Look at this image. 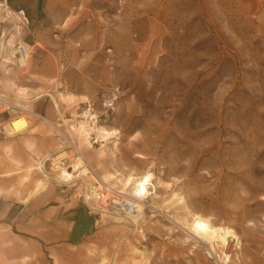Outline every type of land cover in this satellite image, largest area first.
I'll return each instance as SVG.
<instances>
[{
  "label": "rangeland",
  "instance_id": "obj_1",
  "mask_svg": "<svg viewBox=\"0 0 264 264\" xmlns=\"http://www.w3.org/2000/svg\"><path fill=\"white\" fill-rule=\"evenodd\" d=\"M3 9L0 26L16 37L8 44L28 45L30 56L9 70L0 59V93L60 130L30 118L24 132H4L45 125L32 135L50 150L51 178L39 159L18 160L17 187L58 181L80 195L67 184L80 157L116 189L127 176L155 177L137 222L98 214L124 225V251L95 264H264V0H34L27 24ZM194 214L237 239L197 240L181 227ZM0 264L50 263L0 225Z\"/></svg>",
  "mask_w": 264,
  "mask_h": 264
},
{
  "label": "crops",
  "instance_id": "obj_2",
  "mask_svg": "<svg viewBox=\"0 0 264 264\" xmlns=\"http://www.w3.org/2000/svg\"><path fill=\"white\" fill-rule=\"evenodd\" d=\"M33 3L34 0H0L3 10L12 14L14 21L18 20L16 11L20 9L34 21ZM2 29L0 26V32ZM11 30L14 27L7 30L6 37L0 38L2 61L9 56L5 40L9 43L10 38H16L10 34ZM6 72L5 68L3 73ZM56 108L57 105L55 111ZM44 126L39 123L31 130V135L11 139L0 133V225L14 226L20 238L35 241L50 264H95L98 256L113 255L117 251L122 255L124 225L90 212L79 195L63 188L62 182L54 181L58 184L49 187L45 181L38 180L37 183H43L38 189L30 178L17 187L16 161L19 160L21 167H27L35 159L48 157L49 148H38L40 139L32 135L37 133L35 129L39 133ZM106 232L114 238L106 240ZM113 243L116 249L111 251L109 247Z\"/></svg>",
  "mask_w": 264,
  "mask_h": 264
},
{
  "label": "built area",
  "instance_id": "obj_3",
  "mask_svg": "<svg viewBox=\"0 0 264 264\" xmlns=\"http://www.w3.org/2000/svg\"><path fill=\"white\" fill-rule=\"evenodd\" d=\"M16 15L18 20L24 24L28 23V20L25 16L23 10L16 11ZM7 16L12 19V14L7 13ZM7 33V29L3 28L0 32V38L3 37ZM5 45L11 49L10 55L8 56L7 60L5 61L6 65L8 66L7 69L11 67L23 68L26 66L27 59L30 56L29 46L24 43H14L13 45L8 44V39L5 40ZM63 69V66H60V70ZM16 100L10 98L2 93H0V116H4L7 118L8 124L13 123L18 119H22L25 122H29L30 118L34 119H42L48 121L57 131H59V124H56L52 121L47 120L44 116L34 111H30L18 105ZM3 120H0V126ZM0 128V133L4 134L3 126ZM26 130V126L20 128L15 133H22ZM62 134V133H61ZM65 137V136H64ZM67 146L71 149V151L76 154V158L80 155L78 149L68 141ZM85 169V173H82V169ZM73 173V181L69 180L67 184H76L78 183L81 188V194L79 197L86 205L87 209L90 212H94L97 214H105L108 215L106 212L109 213H118L123 215L124 217H134L137 214V204H141L142 207L145 206V198L142 199H135L131 197L127 193H122L120 189H116L112 185L108 183H104L102 179L97 175V173L93 170V168L88 163H83L82 168H79ZM66 185V184H63ZM94 188V193L92 196H88L87 191L89 187ZM98 205H95V204Z\"/></svg>",
  "mask_w": 264,
  "mask_h": 264
},
{
  "label": "bare ground",
  "instance_id": "obj_4",
  "mask_svg": "<svg viewBox=\"0 0 264 264\" xmlns=\"http://www.w3.org/2000/svg\"><path fill=\"white\" fill-rule=\"evenodd\" d=\"M25 126L27 129L28 123L22 119H18L16 121H13V123L11 122V123L3 126V129H4L3 131L6 132L7 134H12V133H15L17 130H19L20 128L25 127ZM84 134L86 135V138H87L88 132L85 131ZM78 159H80V165L78 166V169H79V168H82L83 163H85V161L83 159H81V157ZM43 162H44L43 160H40L38 162L37 168L42 173H44L45 176L50 177L48 175V173H46L43 169ZM51 164L53 166V169L62 170L61 172L66 173L65 169L58 162V160L56 161L55 158H53ZM82 173H85L84 168L82 169ZM154 179H155L154 175L152 173H149V172H146V173L138 175V176H127L122 181L123 188L120 191L122 193L129 194L131 197H133L135 199H142L145 197H149L150 194L151 195L154 194V191L150 193V190L152 188H154V184H153ZM102 181L104 183H106L105 180H102ZM42 185H43V183L39 181L37 183V188L40 189L42 187ZM93 193H94V188L90 186L88 191H87V194H88V196H92ZM142 208L143 207L141 204H137V214L133 217L135 219V221H136V218L141 213ZM109 214L114 215L115 218H117V219H123L124 218V216H122L118 213H109ZM210 220L206 217L199 215V214H194L190 223H187L184 221L183 225H181L178 220H175L174 223H176L179 226L181 225V227L183 229H185L187 231V233H189L190 235H192L193 237H195L199 241H206L208 243L221 242L222 244H224L227 242L228 239H232V240L237 239L236 233L232 229L226 228V227L214 226L210 222ZM132 223L134 225V221ZM209 252H210L209 254H212L210 249H209ZM214 258L218 264H222V263H220V260H218V257L214 256Z\"/></svg>",
  "mask_w": 264,
  "mask_h": 264
}]
</instances>
